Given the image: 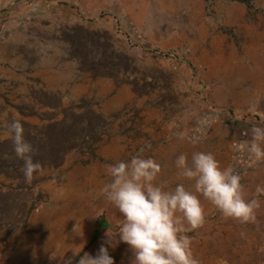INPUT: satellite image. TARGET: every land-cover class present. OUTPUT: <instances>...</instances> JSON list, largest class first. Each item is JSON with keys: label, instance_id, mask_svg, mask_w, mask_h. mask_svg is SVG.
Here are the masks:
<instances>
[{"label": "rangeland", "instance_id": "374dc122", "mask_svg": "<svg viewBox=\"0 0 264 264\" xmlns=\"http://www.w3.org/2000/svg\"><path fill=\"white\" fill-rule=\"evenodd\" d=\"M9 1L0 15V264H77L101 244L114 264H131L118 236L106 243L123 220L100 193L107 166L152 157L161 180L187 187L173 162L198 151L240 175L255 221L202 200L193 254L201 264H264V160L232 149L264 127V0ZM14 120L42 165L30 183L8 132ZM173 138L190 147L163 150ZM100 218L114 229L99 227L89 243Z\"/></svg>", "mask_w": 264, "mask_h": 264}, {"label": "clouds", "instance_id": "9594fccd", "mask_svg": "<svg viewBox=\"0 0 264 264\" xmlns=\"http://www.w3.org/2000/svg\"><path fill=\"white\" fill-rule=\"evenodd\" d=\"M7 127L13 151L23 161L25 182L30 183L34 173L42 172V165L33 161L34 149L25 140L20 121L14 120ZM251 133L250 141L234 143L232 149L256 161L264 160V127L253 126ZM173 163L176 175L191 182L190 186L178 182L170 187L159 178L161 165L152 157L132 156L106 168L110 182L100 193L123 217L115 236L107 229L106 243L114 246L118 236L132 252L131 264H201L187 233L205 221L202 200L225 218L242 224L255 221L254 206L245 199L241 177L232 167H221L212 153L202 151L190 158L181 153ZM256 191L264 193V187L257 185ZM77 264H114V259L101 244L95 256L87 252L79 255Z\"/></svg>", "mask_w": 264, "mask_h": 264}, {"label": "crops", "instance_id": "0c3cea01", "mask_svg": "<svg viewBox=\"0 0 264 264\" xmlns=\"http://www.w3.org/2000/svg\"><path fill=\"white\" fill-rule=\"evenodd\" d=\"M9 5H10V1L9 0H0V15H2V12L4 11V8H8ZM260 14L263 15V13H261V12H260ZM189 147L190 146H188V144H186V142L184 140H181L180 138H173L172 140L168 141V143L163 146V150H166V151H168L170 153H173L176 150H179V151L188 150ZM214 215L215 214H211V216H214ZM96 227H95V230H96ZM95 230H94V232H95ZM94 232L92 233L91 238H92ZM89 243H92L91 239H90Z\"/></svg>", "mask_w": 264, "mask_h": 264}, {"label": "trees", "instance_id": "16d2710c", "mask_svg": "<svg viewBox=\"0 0 264 264\" xmlns=\"http://www.w3.org/2000/svg\"><path fill=\"white\" fill-rule=\"evenodd\" d=\"M230 1H242L243 3H248L249 0H230ZM257 10H258V9H257ZM258 11H260V12L263 13V15H264V11H263V10H258ZM220 29H221V31H222L223 33H227V34L232 35V32H231L229 29H227L226 27H222V28H220ZM232 36H233V35H232ZM233 37H234V36H233ZM223 121H224L225 123H227V124H230V122H228L227 119H224ZM239 169H241V168H239ZM99 227H107V228H109V229H111V230L114 229L112 226H109V225L105 222V220H104L103 218H100V219L97 221V227H96V230H95V232H94V234H93V236H92V238H91V242H93V241H95V240L97 239V234H98V231H99ZM187 234H188V235H191L192 232H188Z\"/></svg>", "mask_w": 264, "mask_h": 264}]
</instances>
